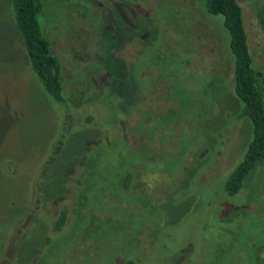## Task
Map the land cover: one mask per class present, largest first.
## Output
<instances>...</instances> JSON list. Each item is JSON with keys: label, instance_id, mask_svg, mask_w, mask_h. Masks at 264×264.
<instances>
[{"label": "rangeland", "instance_id": "rangeland-1", "mask_svg": "<svg viewBox=\"0 0 264 264\" xmlns=\"http://www.w3.org/2000/svg\"><path fill=\"white\" fill-rule=\"evenodd\" d=\"M236 2L251 65L264 76V32L255 19L264 0ZM41 4L70 112L39 90L0 0V264L37 257L43 264L46 254L47 264H119L126 253L138 264H245L262 254L264 168L255 189L240 194L245 213L219 192L217 178L241 153L248 127L231 119V64L216 18L205 19L194 0ZM107 59L126 69L114 85ZM211 83L224 95L213 91L217 102L208 104L200 92ZM206 127L221 130L220 153ZM125 173L135 178L126 187ZM55 202L68 208L62 246L50 240Z\"/></svg>", "mask_w": 264, "mask_h": 264}, {"label": "trees", "instance_id": "trees-1", "mask_svg": "<svg viewBox=\"0 0 264 264\" xmlns=\"http://www.w3.org/2000/svg\"><path fill=\"white\" fill-rule=\"evenodd\" d=\"M194 1L198 7L197 10L205 19L210 21V19L216 18L219 23L220 43H222L231 64V80L228 95L231 96L235 104L233 107L234 111L232 110L231 119L233 118V121L244 120L248 127V138L242 147L241 153L235 157L234 162L227 168V170L217 178L219 180L220 194L227 199L237 201L235 206L238 210H243L241 212L242 214L243 212L245 213L243 208H247L248 206L246 205L247 203L244 202V199H241L240 194L243 191L255 189L258 183V180L256 181L255 177V175H257L256 171L264 168V76L259 71L253 69L251 65L252 59L247 46V37L243 27L242 11L236 0ZM7 2L12 18L13 31L19 41L21 55L25 60L30 73H32L34 81L39 86V90L50 102L61 107L65 113L70 112L67 102L62 95L64 79L62 65L43 35L42 21L44 13L41 0H7ZM255 19L261 31L264 32V4L255 10ZM120 34L117 32L116 37L121 36ZM119 39L121 40V37ZM106 43H108V41H106ZM103 66H106L110 71L113 85L117 82V77L121 76L126 71V69H123L118 62H112L108 59L107 63L103 64ZM100 77L104 78V80H101V88L105 87L104 90L107 93H111L109 91L112 84L110 85L109 79L107 81L105 75H100ZM105 81L109 84L108 86L105 85ZM215 90L219 92V95H224L221 94V91H219L218 86L215 85V83H211L202 87L200 98L205 100L208 104H213L215 101L217 102V100L212 97L214 95L213 91ZM92 112L94 115L93 119L92 117H86L87 122L94 120V117L97 116V112H95V114L94 111ZM96 127L100 131L105 126L98 125L97 122ZM202 131L209 132L210 135L214 137L213 140H215L216 143L215 151H218V153L221 152L219 151L221 149L223 151L225 140L223 135H220L221 130L217 131L213 128L206 127V129H202ZM98 142L101 141L97 140L94 143ZM205 149L207 150L204 155L206 157L211 150L207 148ZM214 154L213 158L217 159ZM203 157L199 160H197V158L195 165L198 161H202ZM76 175L77 174H72L71 176L74 177ZM131 175L132 174L127 173L124 174L123 183L125 187L132 179H135L134 176ZM197 175H199V173H195L193 179ZM212 176L213 175H208V173H206L207 178H212ZM147 177L151 184L155 181H160L163 177V173L158 175L156 179H153L151 176ZM75 178L79 181L83 179L82 176ZM185 181L186 180L184 179V182ZM152 187L148 186L149 189ZM80 189H82V187ZM85 190L86 189L81 190L78 194V197L80 198L83 196L84 200L87 199V191L90 189ZM171 197V195L166 196V198L169 199ZM145 201L146 202L143 203L146 207L148 201L146 199ZM49 202H51V200ZM229 207L231 206L229 205ZM207 208L208 206H206V209ZM76 211L78 210L76 209ZM67 213V205L63 204L60 206L58 213L56 212L57 215H54L53 219L49 218V225H52L53 231V233H51V230H49V233L52 234L50 240L55 238L61 239L60 243L56 242L51 244H59L62 246L65 239L70 235L69 227L66 226ZM79 218L80 217L76 218V222ZM158 233L160 234L161 230H159ZM256 238L257 236L255 235V240ZM138 242L140 246L145 247L143 246L145 244L143 243V240L141 242L140 237ZM137 248L138 247H135L134 250ZM262 248L264 249V246ZM145 250L147 249L142 250L141 248L139 253H143ZM48 251L52 252L53 250ZM219 252L223 255L233 253L231 251H226V249L225 251L219 250ZM128 254L129 253L125 254L123 259L119 261V264H138L139 261L136 263L138 257ZM48 256L49 254L44 256L43 264H47ZM180 256L178 258H180ZM245 259H247L245 264H264V250L262 254L255 252L252 255V260L247 258V256ZM35 264H41L38 257Z\"/></svg>", "mask_w": 264, "mask_h": 264}, {"label": "flooded vegetation", "instance_id": "flooded-vegetation-1", "mask_svg": "<svg viewBox=\"0 0 264 264\" xmlns=\"http://www.w3.org/2000/svg\"><path fill=\"white\" fill-rule=\"evenodd\" d=\"M65 204V203H64ZM58 204L56 205V202L54 203V207H55V212H57L58 213V211L60 210V206H61V204L58 206Z\"/></svg>", "mask_w": 264, "mask_h": 264}]
</instances>
